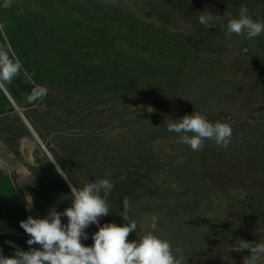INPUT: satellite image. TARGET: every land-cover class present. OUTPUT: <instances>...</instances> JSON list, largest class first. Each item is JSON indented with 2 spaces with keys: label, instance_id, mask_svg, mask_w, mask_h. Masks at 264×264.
Returning <instances> with one entry per match:
<instances>
[{
  "label": "rangeland",
  "instance_id": "rangeland-1",
  "mask_svg": "<svg viewBox=\"0 0 264 264\" xmlns=\"http://www.w3.org/2000/svg\"><path fill=\"white\" fill-rule=\"evenodd\" d=\"M3 3L8 47L34 86L48 89L27 113L40 150L77 188L103 178L114 184L100 226L127 223L120 215L128 197V216L139 226L129 242L151 230L155 215L154 234L170 242L180 264H243L250 251L229 247L264 242V33L229 35L227 24L241 8L264 22V0ZM209 12L205 27L199 17ZM194 111L231 125L227 149L205 140L193 151L167 130ZM45 159L29 189L33 218L72 203L67 182ZM96 231L91 225L81 242L91 246ZM28 239L0 233L2 255L28 251Z\"/></svg>",
  "mask_w": 264,
  "mask_h": 264
},
{
  "label": "clouds",
  "instance_id": "clouds-1",
  "mask_svg": "<svg viewBox=\"0 0 264 264\" xmlns=\"http://www.w3.org/2000/svg\"><path fill=\"white\" fill-rule=\"evenodd\" d=\"M3 7H11V0H4ZM247 11L246 8H241L239 17L228 21L229 35L247 33L248 38H253L264 33V22L254 21ZM213 17L209 12L201 15L199 22L210 27ZM244 51L247 52V49ZM21 71L22 63L15 52L10 48L0 50V87L4 83H11ZM47 94L46 87L35 86L27 96V102H42ZM148 109L149 112L153 110ZM167 130L180 134V142L189 145L193 151L201 150L205 140H211L217 146L227 149L233 132L229 123L211 122L196 111L179 119H172L167 124ZM50 162L71 190V206L63 211L52 207L43 218L29 215L26 220H21L19 226L29 237L26 241L29 250L17 249L13 257L3 256L0 250V264H180L170 242L154 234L159 219L155 215L151 218L150 231L136 240L128 241L130 233L139 230L137 222L128 216V197H123V215H120L127 223L123 226L115 223L100 226V220L111 211L108 195L114 184L110 179L89 180L82 188H77L66 178L65 170L57 160L52 159ZM28 205L30 208L32 198L28 200ZM62 217L67 218L66 224L62 223ZM93 224L98 226V231L91 236L93 244L85 246L81 241L89 238L86 229ZM33 245L40 247L35 248ZM245 249L251 254L243 257V264H258L264 258V242L254 243L239 239L228 251L240 253Z\"/></svg>",
  "mask_w": 264,
  "mask_h": 264
},
{
  "label": "crops",
  "instance_id": "crops-1",
  "mask_svg": "<svg viewBox=\"0 0 264 264\" xmlns=\"http://www.w3.org/2000/svg\"><path fill=\"white\" fill-rule=\"evenodd\" d=\"M8 49L0 26V50ZM33 87L24 71L0 87V233L27 235L19 222L33 217L28 200L32 198L29 189L38 184L34 173L43 158L55 167L50 154L40 150L41 140L27 119L39 102H27Z\"/></svg>",
  "mask_w": 264,
  "mask_h": 264
},
{
  "label": "trees",
  "instance_id": "trees-1",
  "mask_svg": "<svg viewBox=\"0 0 264 264\" xmlns=\"http://www.w3.org/2000/svg\"><path fill=\"white\" fill-rule=\"evenodd\" d=\"M215 177H216L217 180H218V179H221V178H220V177H221L220 174L215 175Z\"/></svg>",
  "mask_w": 264,
  "mask_h": 264
},
{
  "label": "built area",
  "instance_id": "built-area-1",
  "mask_svg": "<svg viewBox=\"0 0 264 264\" xmlns=\"http://www.w3.org/2000/svg\"><path fill=\"white\" fill-rule=\"evenodd\" d=\"M31 208H33V207H31Z\"/></svg>",
  "mask_w": 264,
  "mask_h": 264
}]
</instances>
